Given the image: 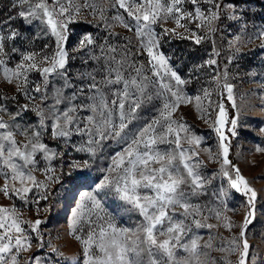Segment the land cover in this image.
<instances>
[{"label":"snow or ice","instance_id":"snow-or-ice-1","mask_svg":"<svg viewBox=\"0 0 264 264\" xmlns=\"http://www.w3.org/2000/svg\"><path fill=\"white\" fill-rule=\"evenodd\" d=\"M186 2L194 6L192 11L183 7ZM18 3L28 6L27 10L18 11V16L29 24L33 20L40 21L43 35L55 38V47L51 52L48 51V44L38 50L22 49L11 43L21 35L18 30L10 28L7 34L0 30V76L29 101L20 105L15 113L0 105V178L4 180L0 193L9 199L18 196L27 203V194L33 188L46 189V182H59L60 177L56 175L51 161L63 153L44 143L49 130L51 139L62 140L65 145L74 135L87 137L78 150H86L92 155L103 141L114 140L119 150L110 157L111 163L104 170L103 178L95 184V189L114 192L119 200L130 206L126 210L135 211L140 219L131 226H118L111 217L97 215L94 222L90 217L94 209L100 208V202L92 193H80L81 203L73 209L71 226L74 238L82 246L83 264H232L227 256L213 257L212 251L239 252L237 264H247L251 246L246 229L251 222V211L245 216L243 224L238 226L239 236L233 237L226 245L217 247L211 231L208 240L201 244L203 237L194 232V228L211 230L222 226L231 230L237 226L224 215L227 205L223 201V208L192 202L193 197L206 195L205 187L210 180L200 170L203 162L192 160L199 153L192 147H182L181 140L186 139L189 145L199 147L201 138L194 133L191 137L182 138L181 132H189L191 128L182 117L179 120L173 118L181 104L187 105L193 100L196 111L203 118L205 109L202 102L208 100L211 106L212 93L207 88L202 90L203 96L185 93L180 86L189 81L182 79L169 65L164 53L159 51L162 36L177 34L176 28H183L189 34H177L181 38L194 39L199 44L203 37L189 25L195 22L196 30L207 28L210 32L215 31L214 22L221 18V4L217 0H110L111 7L117 10L111 19L129 31L134 29L140 50L146 52L149 58L148 69L131 59L127 46L117 59L115 55L105 54V45H101V57L105 61L103 67L80 73L77 78L86 83L77 86L72 83L67 69L70 58L66 47L69 24L76 22L83 9H90L92 15L99 14L108 29L111 25L105 16L106 9L98 7L95 0H83V3L80 0H52L51 4L48 0H36L34 4L32 0H18ZM201 3L209 5L206 11L201 8ZM13 7H16L15 3ZM120 9L127 14V19L119 12ZM227 10L229 15L226 18L239 19L232 5H228ZM169 20L175 23L176 28H164L161 33L155 30L154 25ZM259 37H264V30L258 33ZM125 39L130 45L131 39ZM236 40L238 42L240 36ZM94 43V37L85 33L72 51L79 52ZM8 44H11L10 50ZM108 52L115 53L116 47L108 45ZM17 55L19 59L14 60ZM101 57L92 56L91 59L99 61ZM10 62L14 66H9ZM206 63L211 66L216 61L209 59ZM33 72L39 73L41 82L30 87L34 82L29 76ZM213 79L219 87V76ZM56 80L62 81V85L58 86ZM222 87L227 91L228 99L233 100V86L225 83ZM68 88L74 91L65 95ZM37 93L40 94L39 105L34 103ZM11 98L16 99L15 96ZM154 99L162 102L161 107L156 109V115L150 120L139 123L143 119L140 110ZM49 100L52 102L48 103ZM61 105L65 107L62 109ZM232 106L236 107L234 100ZM217 107L219 117L215 123L219 127L215 130L219 133V152L213 155L211 149L206 151L210 159L220 163L219 172L228 179L230 188L250 194L248 202L252 205L256 191L250 187L239 167L232 165L228 158L229 146L221 131L227 113L222 103ZM27 111L36 113V124L17 122V118H22ZM4 113L11 116V121L3 118ZM230 123L231 134L236 135L238 117ZM261 132L264 133V128ZM17 135L23 140H17ZM257 151L264 149L258 147ZM38 156L45 161L43 169L38 167ZM87 166L88 161H84L83 165L73 161L70 165L72 168ZM37 171L42 172L44 181L36 178ZM17 182L20 187L16 186ZM86 198L91 201L87 222L95 226L90 227L87 238H84L76 235L74 225L83 218V201ZM40 199H47V196L42 195ZM176 209L182 211L177 212ZM205 211L210 215H203ZM197 217H202V220ZM213 218L224 223H207ZM25 223L36 231L41 221H23L15 205L11 208L0 206V264H19L20 253L30 250L32 237L22 227ZM178 250L187 255L177 257ZM33 261L40 264L35 256L30 257L26 264Z\"/></svg>","mask_w":264,"mask_h":264},{"label":"rangeland","instance_id":"rangeland-1","mask_svg":"<svg viewBox=\"0 0 264 264\" xmlns=\"http://www.w3.org/2000/svg\"><path fill=\"white\" fill-rule=\"evenodd\" d=\"M48 2L51 4L52 0H48ZM80 2L83 3V0ZM95 2L98 7L106 9L105 16L111 27L106 29L99 14L92 15L90 9H83L76 22L69 24L66 47L70 58L67 69L72 83L77 86L86 83V81L77 78L80 73L103 67L105 61L101 57V45H105V54L115 55L117 59L120 58L127 46L131 52V59L143 64L145 70L148 69L149 58L146 52L140 50L134 29L129 31L111 19L117 14V10L111 7L110 0H95ZM217 2L221 4V18L214 22L215 31L210 32L207 28L196 30L195 22L189 25L197 31L199 36L203 37L199 44H196L194 39L181 38L180 35H177L187 36L189 34L185 33L183 28H176L172 20L167 23H158L154 27L158 33L163 32L164 28H176L177 34L162 36L159 51L168 58L169 65L173 70L182 79L189 81L180 86L183 91L191 96L197 94L203 96L202 90L207 88L212 93L211 106H209L208 100L202 102V107L205 109L203 118H201L202 114L196 111L194 100L187 105L181 104L173 118L179 120L182 117L191 128L189 132H181L182 138L191 137L193 133L201 138L199 147L189 145L186 139L181 140L182 147L186 149L192 147L199 153V156H193L192 160L194 162L199 159L203 162L200 170L205 178L210 180L205 187L206 195L193 197L192 202L223 208L221 203L223 201L227 205L224 215L237 226L232 227L231 230L222 226L211 230L194 228V232L203 237L200 241L201 244L208 240L209 231H211V234L215 236L214 244L217 247L226 245L233 237L239 236L240 227L238 226L243 224L245 216L251 211L252 216L249 217L251 222L246 229V237L251 246L247 264H264V151H257L258 147L264 149V133L261 132V129L264 128V99H262L264 98V37L258 38V33L264 30V0H217ZM14 3L16 4L15 8L13 7ZM32 3H36V0H32ZM228 5L233 6L235 15L239 19L226 18L229 15ZM27 7V5H19L18 0H0V30L5 34L10 28L18 30L21 35L11 42L17 47L38 50L48 44V51L51 52L55 47V38L43 35V25L40 21L33 20L29 24L18 16V11L27 10ZM183 7L189 11L194 8L191 3L187 2ZM208 7V4L201 3L203 10L206 11ZM119 12L127 19V14L123 9H120ZM185 22L182 21V23ZM85 33H90L94 37L95 43L79 52H73L72 49L78 45ZM237 36H240L238 42ZM125 37L131 39L130 45ZM108 45L116 47V52L109 53ZM7 46L10 50L11 44ZM72 56H75V59H71ZM92 56L101 57V59L96 61L91 59ZM18 59V55L14 56V60ZM209 59H214L216 63L209 66L206 63ZM9 66L14 65L10 62ZM148 75L151 76V73L149 72ZM217 75L219 76V87L213 79ZM99 78L100 75L97 74V79ZM29 79L34 82L30 87L41 82V77L36 72H33ZM55 83L59 86L63 82L56 80ZM225 83L233 86V100L236 105L235 108L232 106L233 118L238 117V123L235 129L236 135H232L230 121L233 118L228 121L226 116V123L221 131L226 137L225 143L229 146L228 158L231 164L239 167L250 187L256 191L257 195L252 205L248 202L250 194L246 195L243 190L238 192L230 188L228 179L219 172L220 163L210 159L209 153L206 151V149H211L213 155L219 152V133L215 130L219 125L215 121L219 117L217 105L220 103L224 105L221 91ZM72 91H74L73 88L66 89L65 95H70ZM49 93H51V85H49ZM35 95L37 99L34 103L41 104L40 94ZM13 96L16 99H12ZM226 97L228 99L227 91ZM233 100H229L232 105ZM51 102V100L48 101V103ZM80 102L77 101V103ZM25 103H29V101L23 95L18 94L15 87L6 83L0 76V105L6 106L8 112L15 113L19 110V106ZM161 103L160 100L154 99L151 104L144 105L140 110L143 119L139 123L142 124L156 115V109L161 107ZM60 107L63 109L65 105ZM225 111L227 113L226 108ZM2 115L5 120L11 121V116L8 114ZM82 115H86V113H82ZM17 122L36 124L38 117L34 111H27L23 113L22 118H17ZM16 138L23 140V137L19 135ZM86 140L87 137L74 135L65 145L62 140L51 139L49 130V133L44 137V143L63 153L62 156L51 161L52 166L55 167L56 175L60 177L59 182H46L48 184L46 189L44 187L33 188L32 192L27 194V203L18 196H12L9 199L0 193V206L11 208L15 205L19 209V216L23 221H41L36 231H32L29 223L22 225L32 240L30 250L20 253L19 264H26L33 256L39 258L40 264H83L82 246L74 238L73 226H71L73 209L81 203L80 193H92L100 202V208L94 209L90 217L94 222L97 215L111 217L118 226H131L134 221L140 219L135 211L126 210L130 206L119 200L114 192L95 189V184L103 178L104 170L111 163L110 157L119 150L116 142L114 140L103 141L97 147L95 154L92 155L86 150H78ZM37 159L39 160L38 167L43 169L45 161L40 156ZM73 161H78L81 165L84 161H88V166L72 168L70 165ZM232 174L235 175L234 171ZM35 176L38 180H45L41 171H37ZM3 184L4 180L0 178V186ZM16 186L20 187L18 182ZM222 193H226V195H222ZM42 195H46L47 199H40ZM83 204V218L77 220L74 227L76 235L87 238L90 227H94L95 224L89 225L87 222L89 219L87 210L91 208V201L86 198ZM176 211L180 212L182 209H176ZM203 215L210 214L205 211ZM197 219L202 220V217H197ZM207 223L215 225L222 224L224 221L218 222L213 218L209 219ZM176 255L182 258L187 254L178 250ZM211 255L216 258L227 256L232 264H237L239 259V252L229 254L212 251ZM201 258L203 259V257ZM32 264H35V261Z\"/></svg>","mask_w":264,"mask_h":264},{"label":"trees","instance_id":"trees-1","mask_svg":"<svg viewBox=\"0 0 264 264\" xmlns=\"http://www.w3.org/2000/svg\"><path fill=\"white\" fill-rule=\"evenodd\" d=\"M221 95H222V100H223L224 106L227 110V119H228V121H230L234 116V110H233L232 104L226 97L225 89H222Z\"/></svg>","mask_w":264,"mask_h":264}]
</instances>
